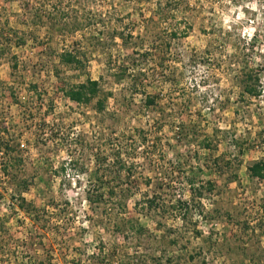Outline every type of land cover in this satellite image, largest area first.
<instances>
[{
    "label": "rangeland",
    "instance_id": "374dc122",
    "mask_svg": "<svg viewBox=\"0 0 264 264\" xmlns=\"http://www.w3.org/2000/svg\"><path fill=\"white\" fill-rule=\"evenodd\" d=\"M6 143L0 264H264V0H0Z\"/></svg>",
    "mask_w": 264,
    "mask_h": 264
},
{
    "label": "trees",
    "instance_id": "16d2710c",
    "mask_svg": "<svg viewBox=\"0 0 264 264\" xmlns=\"http://www.w3.org/2000/svg\"><path fill=\"white\" fill-rule=\"evenodd\" d=\"M31 0H27V3H30ZM28 5V4H27ZM61 63L66 64V65H77L79 62L76 60V57L73 56L72 54H64L61 56ZM245 92L249 95L252 96H259L255 92L253 88H251L248 85H245ZM99 92V83L97 81H91L87 80L85 83L79 84L78 86L71 87L69 90L65 92L66 97L76 103V104H87L89 103L92 99L95 98V96ZM3 143V142H1ZM8 148L7 143L6 144H0V152L5 151ZM8 161H6L7 163ZM263 168L261 165L256 164L254 165L250 171L254 177H262V172ZM103 186H100L102 188ZM112 192V190H110ZM110 192V193H111ZM24 201V200H22Z\"/></svg>",
    "mask_w": 264,
    "mask_h": 264
}]
</instances>
